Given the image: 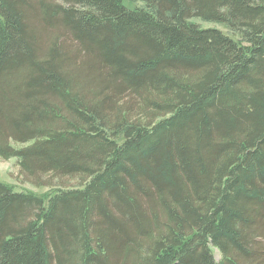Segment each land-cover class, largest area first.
I'll return each mask as SVG.
<instances>
[{"label": "trees", "instance_id": "1", "mask_svg": "<svg viewBox=\"0 0 264 264\" xmlns=\"http://www.w3.org/2000/svg\"><path fill=\"white\" fill-rule=\"evenodd\" d=\"M141 1L0 0V157L81 180H0V264H264V0Z\"/></svg>", "mask_w": 264, "mask_h": 264}, {"label": "rangeland", "instance_id": "2", "mask_svg": "<svg viewBox=\"0 0 264 264\" xmlns=\"http://www.w3.org/2000/svg\"><path fill=\"white\" fill-rule=\"evenodd\" d=\"M124 5L129 8L139 6L143 4L141 0H123ZM192 20L198 22L201 26H217L223 31L228 32V28L222 23L216 21H207L200 18H192ZM0 180L13 183L17 190L19 189H31L34 191L42 192L54 186L63 185H76L81 180L77 177L71 176H56L52 173H43L38 177L26 178L21 174L18 164L15 158L10 157L4 159L0 157Z\"/></svg>", "mask_w": 264, "mask_h": 264}]
</instances>
